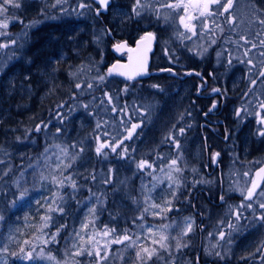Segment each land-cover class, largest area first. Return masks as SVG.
I'll return each instance as SVG.
<instances>
[{
	"label": "snow or ice",
	"instance_id": "6c2138e0",
	"mask_svg": "<svg viewBox=\"0 0 264 264\" xmlns=\"http://www.w3.org/2000/svg\"><path fill=\"white\" fill-rule=\"evenodd\" d=\"M235 0H131V5L128 11L121 13V20H133L136 23H141L147 20L149 23L152 20L164 22H169L170 20L175 23L178 21V25L183 27V31H179L177 28L176 36L181 41L192 40L193 37H199L203 43L194 41V48H190V51H194L196 55L201 58L207 54L210 49L213 48L218 42H221V48L216 51V57L219 61L225 53L224 59L227 65H232L233 59L237 60L238 63L244 64L246 66V71L249 76V82L251 85L256 84V80L264 77V8H259L253 6V18L252 22L261 26L259 31H256L253 36L254 38H249L248 35H238L236 39H233L232 33H235L236 29L231 27L235 25L236 20L231 9ZM253 3V0H250ZM24 0H0V49H7L10 46L17 45V38H11L9 40H2L3 37H8L11 34L8 29L10 25L14 23H19L24 25V31L21 33L19 39L25 40L28 36V32L34 27L38 22L33 20L25 24V21L18 14L17 10H22ZM68 0H54L51 7L56 13L69 15L75 13L77 16H83L86 13H91L95 17L100 18L102 13L109 12L112 8L118 7L114 0H79L75 7L69 10ZM216 7H213V6ZM165 9L171 10V12H165ZM191 9V11H190ZM225 14H227L225 16ZM41 15L48 16V13L44 10L41 11ZM219 16H224V23H227L230 27L228 29L229 35L224 36L225 31L222 23H217ZM50 18L56 19V15H52ZM209 18L211 19V27L209 26ZM194 20L199 21V33L197 32V24L193 23ZM110 28H105L102 30V35H110ZM156 40V34L152 31H145L144 35L137 41V48H129L127 42H120L114 45L116 51L121 49H126L128 52H136V70L132 73L122 71L124 67L122 65H113L108 68L107 72H100L98 68H95L96 75L90 80L77 79L74 87L75 89H85L94 90L99 88L102 84L107 82V78L113 75L125 76L128 80H132L137 75L148 74V57L147 53L151 51V45ZM100 38L96 37V42L99 43ZM26 42V41H25ZM233 45V48H228L226 45ZM23 46L22 44L20 45ZM257 50L255 56L252 55L253 51ZM235 51L236 55H233ZM165 54L168 55V49H165ZM174 52L169 55V62H172ZM62 58V57H61ZM178 59V58H177ZM129 60H132V56H129ZM31 63V61H28ZM53 65L52 72L56 71L54 65L58 63V60L51 62ZM94 69V62L89 61L87 65H79L75 71L71 72L70 75L73 77H79L85 75ZM160 71H169V69H161ZM191 74V73H189ZM51 76V74H48ZM255 76V78H253ZM54 80V76L51 77ZM25 80H29L30 76H25ZM264 83V80L261 81ZM154 88H159V85H152ZM30 91V86H29ZM103 97L99 100V103L92 107L89 103H82L79 105L80 108L84 110L87 116L92 117L96 120V132L94 139L97 141V146L95 147V153L98 156H106L107 153L104 149L111 150L112 153H116L118 157L125 160H130L135 164V167L140 171H146L149 176L155 181L151 188L147 185L142 186L143 203L140 205V214L133 220L135 224L136 221L141 222L142 233L136 234L130 230H121L119 233L116 232L114 227L109 228L107 225L101 227L99 231L95 229V218L97 214V208L92 206L89 208V217H86L84 222L80 224L79 231H73V239L65 242L66 251L62 260H57L51 254L49 249L47 252V259L55 261V264H103V261L108 258L111 244L124 245L125 248H135V256L137 258L138 264H185L186 253L185 250L192 246L191 239H189V234L193 233L195 227V219L193 217H186L182 225L177 228L175 233L172 232H161L157 237L155 232L157 230L153 229L152 226H147L144 228L143 222L145 220V214L150 213L155 217L160 219H167L166 213L172 212L174 210V201H177L181 196L180 189L184 186V181L182 179L183 168L180 166L181 155L179 153L180 144L177 136L173 132L165 137L166 141H171L173 146L178 150L177 156L175 158L166 159L163 156H159V164L155 162H149L144 159L136 160L131 157L129 149L127 146L121 147L125 140L132 139L133 135L136 133V129L140 127V123H131V118L125 120V115L127 111V105L118 106L115 103L118 100V96H113L108 91L103 90ZM122 92L127 93L128 85H125ZM251 92V88L248 90ZM214 93H220V88H214ZM75 100V95L72 97ZM96 97L93 96V100ZM249 105H251V114H254L257 118L256 123L258 125L256 129V135L259 137H264V99H259L253 93V98L249 99L247 96L244 98V103L241 108L236 111V115L240 117L241 120L244 116L250 114ZM103 106L102 111H110L112 113H120L121 126L124 128V134L120 135L117 139L116 136H112L110 140H100V136H109L110 133L107 131L108 121L101 120L100 113L96 111V108ZM65 105L63 103L57 105V111L53 117L58 121L60 125H63L65 119H67V114L63 111ZM76 105H70L67 109L68 113H71ZM217 105L213 103L211 105L212 109H215ZM243 113V115H242ZM49 123L41 121L38 123L34 129L25 130L26 135H30L31 132H43L49 127ZM104 129L101 132V129ZM65 129L62 127H56V134L59 135L64 132ZM184 128H180L178 134H183ZM20 137H17L19 140ZM57 152H52L48 159L52 156L55 159L52 161L54 165V171H59V176L49 177L41 174L39 183L44 184L46 181L50 183L54 191L48 199L45 200L41 207L45 208L46 211L40 217V224L37 228V235H34L31 239H25L22 242H18L19 247L17 250L9 251V245L7 242L0 240V254H7L8 256L19 261V264H24V262H32L35 264L37 257L45 256V246L50 243H58L57 236L59 235L61 229L65 225H57L54 232H46L45 229L51 227V221L53 219L52 213H64V198L61 193V189L65 186L71 187L73 189V194L77 189V179L74 178L75 170L73 172L65 173L68 169L72 168L73 163L78 159L81 153L85 151L83 144H69L66 146L54 145ZM120 149L117 152V149ZM70 150H75L70 155ZM135 151V149H133ZM49 149L45 148V153L47 154ZM220 156L217 152L214 154L213 159L216 160ZM0 164L5 165V170L0 172V178L7 176L11 171V168L7 166V162L0 159ZM163 173V176L155 175V173ZM112 174V169H109V178L103 180L104 184L112 183L110 177ZM91 179L95 180V173H91ZM23 176V173H21ZM243 176H249V172H244ZM86 179L88 177H85ZM206 181L197 180L195 183H202ZM264 167L259 168L255 174L254 178L246 180L244 187H240L236 184L237 191L240 192L242 200L238 205H228L227 213L225 217L220 219L217 223L216 232L206 233L208 240V245L204 251L210 257H215L223 260L226 253L222 250L223 245L219 242L225 240V235L229 237L226 243H230V238L233 231H239L243 227L241 221L255 225L256 222H260L261 226L264 227ZM157 185H160V195L159 201L151 196V192L155 190ZM17 191L13 194V198L9 201L10 207H22L26 208L31 205V200H26L29 196V189L20 183L19 180L16 181ZM166 193V195L164 194ZM95 196L93 201L94 205L103 206L104 200L106 199L105 194L101 193ZM188 193H183L186 198ZM220 200L224 201V196H220ZM39 203V199L36 200ZM178 211V209H177ZM247 213V214H246ZM4 220L3 214H0V221ZM92 225V230L89 231V227ZM164 229H169L171 226L169 224H164L162 226ZM230 230V231H226ZM203 233V228L199 229ZM103 236L107 239L101 248L99 246V241L96 239L97 236ZM141 235L145 236V240H150L151 244L145 246L144 241L141 240ZM215 235L216 242H212V237ZM9 240H14L13 235H9ZM70 245V249L69 246ZM39 249V251H37ZM261 252V259H264V244H261L257 249ZM35 253V255H34ZM103 253V254H102ZM85 257L86 259L81 262L76 260L77 257ZM94 258V259H93ZM194 264H200V257H193ZM0 264H7V260H0Z\"/></svg>",
	"mask_w": 264,
	"mask_h": 264
},
{
	"label": "flooded vegetation",
	"instance_id": "af4514ba",
	"mask_svg": "<svg viewBox=\"0 0 264 264\" xmlns=\"http://www.w3.org/2000/svg\"><path fill=\"white\" fill-rule=\"evenodd\" d=\"M76 1L73 0L70 6L74 7ZM30 2L31 0L28 3ZM114 2L118 7L102 13L100 18L89 13L88 21L82 22L89 29L88 35L91 39L95 64L102 68L103 72H107L113 65H122L124 67L121 70L129 73L136 70L137 53H130L126 49L116 51L114 47L116 43L127 42L129 48L136 49L137 41L145 31L154 32L156 40L151 45V51L147 53L148 74L137 75L132 80H128L125 76L113 75L108 77L104 84L120 89L128 85L127 93L121 91L124 105H127L125 115L127 118L139 116L141 102L145 101L154 105L158 102H171L173 107L179 110V114L184 112L186 115L185 123H180L173 132L179 143L184 144H181L182 149L179 150L181 155L179 163L183 168L184 181V186L180 189L181 196L174 201V210L165 214L167 219L153 217L151 222L145 214V220L147 223L161 227L169 224L171 226L169 229L163 227L162 229L165 232L175 233L186 217L195 219L193 233L188 237L192 246L185 250V264H194L195 256L200 257V264H264V259H261L262 253L256 250L264 244V227L260 222L253 225L241 221L243 227L239 231L232 232L230 243H226L229 237L225 235V240L219 242L226 253L223 260L210 257L204 251L206 246H210L205 234L215 233L218 221L227 213V206L238 205L242 200L240 192L235 190L236 184L244 187L245 181L254 178L255 172L264 167V137L256 135L257 118L251 114V105H249L250 114L244 116L243 120L235 114L244 103L245 96L252 99L255 93L257 98L264 99L261 91L264 89V83L261 82L264 77L257 79L255 85H251L244 64L233 59L232 65H227L224 59L227 53L218 61L216 51L221 48V42L213 46L203 58L196 55L189 49L194 48V41L199 43L203 41L198 36L186 41L178 39L177 28L183 31L178 21L175 23L171 20L166 23L154 19L151 23L147 20L141 23L128 19L122 21L121 13L128 11L131 0H114ZM243 2L245 0H235L231 9L236 20L235 25L231 26L236 29L235 33H232L233 39L241 34L249 37L251 35L241 24ZM250 4L264 8V0H253ZM164 11L171 12L169 9ZM249 17L252 20L253 14ZM211 19L209 18L210 27ZM216 19L217 23H222L224 26L223 35L228 36L230 26L224 23L225 17L219 16ZM193 23L197 24L199 33V21L194 20ZM258 26L260 30L261 26ZM105 28L112 30L110 35H102V30ZM84 35L86 37L87 34ZM96 37L100 38L99 43L96 42ZM226 47L233 48V45L229 44ZM166 48L168 55L165 54ZM256 51H253V56ZM173 52V60L169 62L168 56ZM233 55H236L235 51ZM129 56H132V60H129ZM169 68L171 72L160 71ZM152 85H159V88H154ZM214 88H220L221 92L214 93ZM250 88L251 92L248 91ZM213 103L217 107L209 111ZM131 123L135 121L131 119ZM180 128H184L183 134H178ZM177 151L172 144L169 150L164 147L150 158V153L145 157L149 152V147L146 146L144 154L138 160L144 159L156 163L160 162L159 156L166 159L175 158ZM217 152L220 156L214 160V154ZM244 172H249V176H243ZM197 180L206 182L195 183ZM158 192L160 193V189L155 191L154 199ZM183 193H188L186 198ZM221 195L224 196V201L220 200ZM156 199L160 202L159 198ZM201 227L203 233L199 231ZM212 242H216L215 235L212 237ZM147 244L145 246H148Z\"/></svg>",
	"mask_w": 264,
	"mask_h": 264
},
{
	"label": "rangeland",
	"instance_id": "374dc122",
	"mask_svg": "<svg viewBox=\"0 0 264 264\" xmlns=\"http://www.w3.org/2000/svg\"><path fill=\"white\" fill-rule=\"evenodd\" d=\"M73 0H68V5L69 10L72 8L71 2ZM258 1V0H257ZM29 0H24V4L22 7V10H17L18 14L23 16L21 17L27 24V21H32V20H37V24L31 28V30L28 32V36L25 38V40L19 39L21 36V33L24 31V25L19 24V23H14L10 25L8 31L11 34L8 37H3L2 40H9L11 38H17V45L10 47L11 49H0V68L2 70H6L10 65L13 64H20L21 62V52L24 50V43L27 40V38L30 36L32 33H37L41 31L42 29H46L43 32V52L42 56H40L39 63L37 66L40 69V71H37L39 77V81H37V85H35V88L37 89V92H40L43 90V86L41 85H48L50 86L51 93L54 94L52 96H56L58 99L61 98L60 92H65V89H69L66 87V85H69L73 82H77V79H91V71L88 72L85 75H81L79 77H73L70 75V80L66 79L63 80V77H59L57 74L58 71H55L54 73L52 72V61L48 60L46 55H57L60 56L63 47L65 48L66 51L71 54V56H78V48L79 49H87L86 51H89V47L87 46L86 43L83 42L84 40V34L88 35V30L86 28L85 24H82V22L88 21L89 13H86L83 16H77L75 13L69 15L67 12L64 14H59L56 13L55 10L51 7L52 3L54 0H31L30 3H28ZM79 1L77 0L75 2L78 3ZM75 7V6H74ZM253 5L250 4L249 0H245V2L242 3L241 5V24H243L245 27L244 29H247L251 35V38H254L253 34L256 31H259V26L255 23L252 22L251 17H249L250 14H253L252 12ZM44 10L48 13V16L41 15V11ZM52 15H56V19L50 18ZM50 21V22H49ZM19 27V28H18ZM64 33H63V31ZM53 36L55 38H53ZM249 37V38H250ZM58 38V39H57ZM23 45L22 47L20 45ZM11 50V51H10ZM88 53V52H87ZM89 57L92 56L91 53L88 55ZM20 58V60H18ZM67 58V56H66ZM13 60V63L11 62ZM78 59H74V63L71 64V69H64V73L68 76L71 72L75 71L76 68L81 65L85 64L87 65L88 62L82 63L83 60L80 62L77 61ZM24 64V63H23ZM23 66V65H22ZM26 69V68H25ZM63 71V70H62ZM17 72H19V69H17ZM51 76L47 78L49 75ZM60 73V71H59ZM58 75V76H57ZM54 76V80L51 78ZM82 80V79H81ZM108 89L112 88H117L115 86L108 85ZM120 88V87H119ZM103 87L100 86L99 88H95V91H102ZM94 90H88L83 94L93 92ZM121 91V89H120ZM262 93L264 94V89L261 90ZM122 95V94H121ZM91 99V98H90ZM80 101V100H79ZM74 108V110L71 113H66L67 114V119H65L64 123H66L65 128L68 129L69 133L65 134H59L58 136L54 135V132H56V127H62L58 121H54L52 124L53 128V135L49 138L46 144V147L49 149V152L46 154L45 151L42 153V161L34 162L28 166H26L25 170L26 171H31V170H45V171H50L52 175L54 176H59L60 173L59 171H54V165L52 161L55 159L54 156L51 157V159H48V156H51L52 152H57V149L54 147V145H62L66 146L69 144H83L85 151L80 154L78 159L73 163L72 168L68 169L67 172H72L74 170V167L76 166L77 162L82 158L84 154L90 155V151L86 149V147H90L89 145H85V140H87L89 137H91V143H93V146H97V141L93 138L97 134L96 132V120L93 119L92 117H89L86 115L84 110L79 107L80 104L82 103H89L86 101H80ZM65 103V101H64ZM173 103L171 102H158L154 104L148 103V102H141V106L139 110L141 113L139 116L135 117V123H140V127L137 128L136 133L133 135L132 139L130 140H125L124 144L121 145V147L127 146L129 149V155L131 157H134L136 160L140 156L144 154V149L147 146L149 147V152L145 155V157L149 154L150 158H153L155 156V152L158 153L161 149L166 147L167 150H169L172 147V143L170 141H166L165 137L169 134V132H174L175 127H177L180 123L183 124L186 121V115L184 112H181L179 114V110L177 108H174ZM66 105V104H65ZM154 105V106H152ZM57 106V105H56ZM92 107H95V105H90ZM69 107V106H67ZM103 107L100 109L96 108V111L100 113L102 112L103 117L106 118L107 120H111L113 115L112 112L110 111H102ZM127 119V118H125ZM79 122V127L78 128L76 122ZM112 122V120L110 121ZM109 122L107 126V131L109 132H114L113 135L116 136L117 139L120 138V135L117 133L120 131L121 128L119 126L121 123H117L114 125L113 123V130L112 124ZM121 122V119H120ZM63 123V125H64ZM84 123H87V126L84 125ZM86 127H91V129L88 130H82L85 129ZM78 129V130H77ZM90 130V131H89ZM101 132L104 131L102 128L100 130ZM122 135V134H121ZM112 136H100V140H110ZM152 142V144H150ZM129 143H133L130 147L128 146ZM180 148L179 150L182 149L183 143H179ZM92 145V144H91ZM184 145V144H183ZM186 145L184 146L185 149ZM135 149V151H133ZM109 151V149H104V151ZM120 150L119 148L117 149ZM75 150H70V155L72 152ZM24 151L23 153H25ZM110 154L112 155V160L108 162L106 165L104 164L105 160L108 159L107 157L104 158V156H98L95 153L94 150V155L96 158H103L104 162L102 163V166L97 163V159L92 160L88 155L86 160L87 163L83 165L85 169L82 170L81 173H78V175L84 177L83 175H86V173L91 174L95 173V182L96 188L91 190L93 193H95L97 196H99L101 193L105 194L106 199L104 200L103 206L101 205H94L93 201L95 200V196L89 197L86 200L84 199L81 202H76L75 206L73 205V208L71 212L69 213L68 211L66 212L64 209V213H52V217L54 219L57 218V216H60L63 220V222L68 219L69 220V225H70V234L68 235L67 239L71 240L73 239V231H79L80 230V224L81 222H84L86 220V217H89V208L92 206H95L97 208V214L95 218V229L99 231L102 226L107 225L109 228L114 227L116 229V232L119 233L121 230H130L136 234H141L142 233V228H141V222L136 221V223H133V220L140 214L139 208L140 205L143 203V196L146 194L142 193L141 189L143 185H147L148 188L152 187V184L155 183V181L152 179L151 176L147 174L146 171H140L135 167V164L132 163L130 160H125L121 158H115L113 157L116 155V153H112L111 150L109 151ZM30 151L26 153V156L20 157V159L25 158V164L26 162L31 159V156L29 155ZM85 156V157H86ZM110 157V156H108ZM118 157V156H116ZM81 162V160H80ZM184 163L183 161H181ZM160 162H156L155 164H159ZM181 166V163H180ZM182 167V166H181ZM77 169H81V167H78ZM104 171H103V170ZM109 169H112V174H111V181L112 183L110 184H104L103 180L105 178H109ZM57 172V173H56ZM66 172V173H67ZM47 172H44L43 175H45ZM98 175H103L101 178V183L98 184ZM155 175L158 176H163V173H160L157 171ZM183 175V172H182ZM90 178L89 180L92 181L91 175H89ZM21 181V178L18 179ZM40 180V178H39ZM22 185H25V183L29 182H20ZM33 184V182H31ZM35 185H39V193H43L44 195H41L40 197H44V202L47 198V195L49 194V190L46 188L44 189L43 186L44 184H41L37 182ZM98 185V186H97ZM26 186V185H25ZM68 187V186H66ZM161 188L160 185H157L154 191L151 192V196L154 198L155 191ZM30 191V190H29ZM34 197L39 199L38 193H33L30 192ZM161 193L158 192L157 197L159 198V195ZM166 195V193H164ZM50 196V194L48 195ZM155 198V199H156ZM44 204V203H43ZM19 207H17L18 209ZM37 210H42L46 211L45 208L40 207ZM16 216V213H15ZM12 218L11 225L7 226V222L10 220L5 219L4 221H0V224H4L5 227L3 231H0V239L3 240L4 242H7L9 245V248L11 247H19L18 242H22L25 240L24 238L22 239V236H24L27 232L29 234L26 235V239H31L34 235H37V228L39 225L33 223L32 221L26 219L24 221H19L16 220L15 217ZM35 217L41 216L38 214L34 215ZM30 215H28V218ZM147 217L153 222L152 218L155 216L151 215L150 213H147ZM33 218V217H32ZM52 219V220H53ZM152 226L153 229L157 230L155 232V235L158 237L161 232H165V230L162 229L161 226L153 225L151 223H147L146 220L143 222L144 228L147 226ZM92 230V225L89 227V231ZM46 231V230H45ZM13 235L15 237L14 240H9V235ZM96 239L99 241V246L102 248L105 241L109 238H105L102 235L97 236ZM22 240V241H21ZM67 240V241H68ZM141 240L145 241L144 243L149 245L151 244L150 240H145V236L141 235ZM17 247V248H18ZM70 249V245L68 246ZM110 252L108 255V258L103 261V264H138L137 258L135 256L136 249L135 248H125L124 245H119V244H111L109 245ZM49 250L48 245L45 246V256L43 257H37L36 262L38 264H55V261L47 259V252ZM62 250L66 251L65 245L63 246ZM39 251V249H37ZM51 254L58 255L59 251H53ZM103 254V253H102ZM35 255V253H34ZM12 258V257H11ZM10 256L7 254H0V260H7V264H14L12 261L14 259H11ZM57 260H60L56 258ZM78 261L83 262L86 258L81 256L75 258ZM94 259V258H93ZM62 260V259H61ZM27 263V262H26ZM16 264V263H15Z\"/></svg>",
	"mask_w": 264,
	"mask_h": 264
},
{
	"label": "trees",
	"instance_id": "16d2710c",
	"mask_svg": "<svg viewBox=\"0 0 264 264\" xmlns=\"http://www.w3.org/2000/svg\"><path fill=\"white\" fill-rule=\"evenodd\" d=\"M21 16V15H20ZM23 17V16H21ZM33 21V20H32ZM37 21V20H35ZM29 22V21H27ZM50 22V21H49ZM26 23V22H25ZM19 28V27H18ZM46 29H42L41 31L37 33H32L30 36L27 38L26 43H24V50L21 52V62L20 64H13L10 65L6 70H2L0 68V159L4 160L7 162V166L11 168V171L8 173L7 176H3L0 178V214H3L4 220L10 218V220L6 223L7 226L11 225L12 218H14L15 213H16V220H21L26 222V219L32 221L33 223L39 225L40 224V217L37 216L35 217V214L38 215H43L45 211L42 210H37L38 208L41 207L44 203V197H40L41 195H44L43 193H39V185H35L37 182H39V178L41 174L44 172H47L45 176L49 177L51 179L52 173L50 171H45V170H31V171H26L25 168L26 166L42 161L40 159L42 157V153L45 151L46 144L49 140V138L53 135V122L57 121L53 117L55 116V113L57 111V106L61 103L65 105L63 111L67 113V106L70 105H77L79 104L78 101H86L89 102L90 105H97L99 103V100L103 97V91H93L90 93H85L88 90L85 89H75L74 85L76 82H73L69 85H66L69 89H65V92H60L61 98L58 99L54 94H50V86L48 85H41L43 86V90L40 92H37V89L35 88V85H37V81L41 79L39 75L37 74V71H40L41 68L37 66L39 63L40 56H42L43 52V32ZM53 38H55L53 36ZM84 40L83 42L87 44L89 47V51H86L87 49H79L78 48V57L76 56H71L68 51L62 50L60 53V56L57 55H46L48 60L51 61H56L58 60V63L54 65L56 68L57 74L59 77H63V80H70V74L68 76L64 73V69H71V64L74 63V59H78L77 61L80 62L81 60L82 63L84 62H89L93 61L94 62V69L91 71L92 77L95 76L97 73L95 71V68H98L100 72H103L102 68L98 67V65L95 64V59H93V52L91 51V43L89 39V35H86V37H83ZM58 39V38H57ZM12 47V46H10ZM9 47V49H11ZM12 50V49H11ZM10 50V51H11ZM88 52V53H87ZM89 53L92 54L91 57H89ZM67 56V58H66ZM62 57V58H61ZM20 60V58L18 59ZM31 61L29 63L28 61ZM13 63V60L11 61ZM24 63V64H23ZM23 65V66H22ZM1 66V64H0ZM26 68V69H25ZM53 68V65L51 66ZM17 69H19V72H17ZM63 70V71H62ZM60 71V73H59ZM57 75V76H58ZM25 76H30L29 80H25ZM48 76L47 78H49ZM91 77V78H92ZM82 80H90V79H83ZM29 86H30V91H29ZM103 90L108 91L110 94H112L114 97L118 96V100L115 101L118 106H124L125 101L121 96V91L120 88H112L108 89V85L102 84ZM75 95V100L72 99V97ZM93 96L96 97L95 100H93ZM91 98V99H90ZM65 101V103H64ZM79 101V102H80ZM153 104V103H151ZM154 106V105H152ZM103 106H100L97 109H100ZM74 110V109H73ZM114 116H112L111 120H107L104 118L101 112L100 119L101 120H107L108 124L109 122L112 124V130H113V123L118 126L117 123L120 122V113H113ZM137 117V116H136ZM125 118H127L125 116ZM135 121V116L134 118H131ZM126 121L128 120L125 119ZM41 121L43 122H50L49 127L46 131L43 132H31L30 135H26L25 130H31L34 129L35 126L40 123ZM58 123V122H57ZM76 123L78 128L79 127V122L77 121ZM84 125L87 126V123H84ZM62 128L65 129V134H68L69 131L67 128H65L66 123L64 125H61ZM120 131L117 132L119 135L124 134V128L120 125L119 126ZM91 129V127H86L85 129L82 130H88ZM78 130V129H77ZM81 130V129H80ZM90 131V130H89ZM62 132V133H64ZM61 133V134H62ZM110 136H113L114 132H110ZM55 136H58L56 132H54ZM17 137H20L19 140H17ZM94 140V138H93ZM91 137H89L87 140H85V145H89L90 147H86L88 151H90V155L84 154L82 158L77 162L76 166L74 167L75 174L74 178L77 179V189L75 190L73 194V189L71 187H63L61 189V193L64 198V209L67 212H71L73 205L75 206L76 202H81L84 199L86 200L89 197H93V192L91 190L96 188L95 182L92 180L90 181V174L86 173V175H83L84 177L78 175V173L84 174L81 171L84 170L85 168L82 167L87 163L86 158L89 156L92 160L97 159V163L102 166V163L104 162L103 158H96L94 155V150H95V145L93 146V143H91ZM92 144V145H91ZM133 144H129L128 146L130 147ZM85 149V148H84ZM26 151L25 153H23ZM30 151V156L31 159H29L26 164H25V158L20 159V157H25L26 153ZM110 151V150H109ZM109 151H104L107 153L104 158H108L105 160L104 164L106 165L108 162L112 160V155L110 154ZM120 150H118L119 152ZM88 155V156H86ZM86 156V157H85ZM110 156V157H108ZM117 155H114L113 157L115 158H120L116 157ZM107 166V165H106ZM78 167H81V169H77ZM5 170V165L0 164V172ZM73 170V171H74ZM103 170V169H102ZM72 171V172H73ZM104 171V170H103ZM21 173H23V176H21ZM57 173V172H56ZM65 173V175H67ZM103 175H98V184L101 183V178ZM85 177H88L87 179ZM21 178L20 182H29L25 183L26 187L30 190L29 191V196L26 197V200H31V205L26 208L19 207H10L9 206V201L13 198V194L17 191L16 188V181ZM33 182V184H31ZM98 186V185H97ZM44 189L49 190V194L51 195L52 191H54L53 186L48 183L47 181L44 183L43 186ZM30 192L33 193H38L39 197V203H36L37 198L34 197ZM48 194V195H49ZM47 198L48 199V196ZM28 215L30 217L28 218ZM33 217V218H32ZM3 220V221H4ZM69 220H66L63 222L62 218L60 216H57V218L51 221V227L48 229H45L46 232H54L56 230L57 225H65L59 235L57 236V241L58 243H50L48 244L49 249L51 252L53 251H59L58 255H54V257L58 259H62L64 257V251L62 250L63 246L65 245V242L68 240L67 237L70 234V225H69ZM27 223V222H26ZM5 225L0 224V231H3ZM29 234L27 232L24 236H22V239H26V235ZM1 240V239H0ZM22 241V240H21ZM18 246L16 247H11L9 248V251H14L17 250ZM11 258V257H10ZM14 259V258H11ZM14 264H19V261L14 259L12 261ZM27 262V263H26ZM24 264H32V262L26 261ZM39 263V262H38ZM35 261V264H38Z\"/></svg>",
	"mask_w": 264,
	"mask_h": 264
},
{
	"label": "bare ground",
	"instance_id": "6f19581e",
	"mask_svg": "<svg viewBox=\"0 0 264 264\" xmlns=\"http://www.w3.org/2000/svg\"><path fill=\"white\" fill-rule=\"evenodd\" d=\"M126 67H128V65Z\"/></svg>",
	"mask_w": 264,
	"mask_h": 264
}]
</instances>
